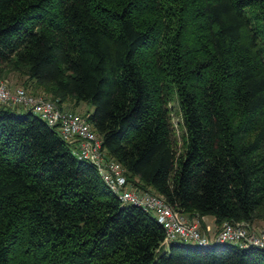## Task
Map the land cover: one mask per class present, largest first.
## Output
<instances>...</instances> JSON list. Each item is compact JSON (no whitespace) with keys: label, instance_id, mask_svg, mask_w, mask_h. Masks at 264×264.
<instances>
[{"label":"trees","instance_id":"16d2710c","mask_svg":"<svg viewBox=\"0 0 264 264\" xmlns=\"http://www.w3.org/2000/svg\"><path fill=\"white\" fill-rule=\"evenodd\" d=\"M10 75L61 109L91 104L131 187L200 221L264 220V0H0ZM76 149L32 110L0 106V264H264L253 245H166L155 215Z\"/></svg>","mask_w":264,"mask_h":264},{"label":"built area","instance_id":"2783aa9c","mask_svg":"<svg viewBox=\"0 0 264 264\" xmlns=\"http://www.w3.org/2000/svg\"><path fill=\"white\" fill-rule=\"evenodd\" d=\"M0 106H21L32 110L49 126L57 127L69 143L76 144L75 154L95 165L108 187L126 204H134L151 212L164 226L168 245L173 240L209 245L213 242L238 243L242 246L264 248V230L256 231L247 221L225 220L214 239L201 230L199 220L172 207L163 196L154 192H142L131 187L120 162L106 158L102 138L94 131L88 119L70 109H61L56 101L43 95H35L24 87L12 88L7 79L0 77Z\"/></svg>","mask_w":264,"mask_h":264},{"label":"rangeland","instance_id":"374dc122","mask_svg":"<svg viewBox=\"0 0 264 264\" xmlns=\"http://www.w3.org/2000/svg\"><path fill=\"white\" fill-rule=\"evenodd\" d=\"M7 79H8V81H9V83L13 89H15L17 87H24V85L22 84L21 81H17L14 78V75H10ZM38 95H43V96L47 97L46 94H44V93H39ZM169 109H170V114H171L172 126L174 129V136H175L176 140L178 141L177 150L181 151L183 149V146H182L183 145V136H186V127H185L184 122H183L182 111L180 109L178 97L176 94H173V96L171 97V100L169 103ZM88 111L92 112L93 106L91 104L82 103L79 107H77L75 109L74 112H77L78 114L86 117V113ZM190 219L195 220L196 217L190 218ZM200 222L201 221L199 220V224H200Z\"/></svg>","mask_w":264,"mask_h":264},{"label":"crops","instance_id":"0c3cea01","mask_svg":"<svg viewBox=\"0 0 264 264\" xmlns=\"http://www.w3.org/2000/svg\"><path fill=\"white\" fill-rule=\"evenodd\" d=\"M200 228L202 231L207 233L211 239H214L219 231L220 225L215 222V218L213 216H205L201 219ZM252 228L258 232L263 231L264 220L256 221L253 223Z\"/></svg>","mask_w":264,"mask_h":264}]
</instances>
